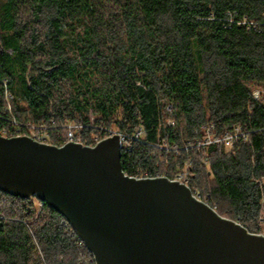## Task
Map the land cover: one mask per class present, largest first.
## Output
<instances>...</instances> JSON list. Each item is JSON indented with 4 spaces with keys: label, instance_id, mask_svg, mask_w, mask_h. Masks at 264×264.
Listing matches in <instances>:
<instances>
[{
    "label": "trees",
    "instance_id": "1",
    "mask_svg": "<svg viewBox=\"0 0 264 264\" xmlns=\"http://www.w3.org/2000/svg\"><path fill=\"white\" fill-rule=\"evenodd\" d=\"M257 89L264 0H0V132L15 120L62 147L70 126L88 144L103 130H142L122 151L126 174L175 179L187 168L203 202L264 234ZM210 127L212 138H247L229 153L202 146ZM0 264L96 263L59 211L0 190Z\"/></svg>",
    "mask_w": 264,
    "mask_h": 264
},
{
    "label": "water",
    "instance_id": "2",
    "mask_svg": "<svg viewBox=\"0 0 264 264\" xmlns=\"http://www.w3.org/2000/svg\"><path fill=\"white\" fill-rule=\"evenodd\" d=\"M121 159L119 136L55 147L0 135V190L59 211L96 264H264V235L182 182L126 176Z\"/></svg>",
    "mask_w": 264,
    "mask_h": 264
},
{
    "label": "built area",
    "instance_id": "3",
    "mask_svg": "<svg viewBox=\"0 0 264 264\" xmlns=\"http://www.w3.org/2000/svg\"><path fill=\"white\" fill-rule=\"evenodd\" d=\"M254 96L256 98L258 96V92ZM10 99H11L10 95L7 94L6 95V100L10 101ZM9 110H10V108H9ZM12 123H13V130H11L10 134H8L7 130H3V131L0 132L1 136L7 137V138L25 136V137H29V138L33 139L34 141H36L38 143L48 144V136H47V134L45 132L37 130L36 128H32L30 126H27L26 127L27 133L24 134L22 128L18 127V124L16 123L15 120H13ZM69 128H70L71 131L69 132L68 140L65 142L64 145H66L68 143H77V144H82L83 146L95 147L100 142H102V141H104V140H106L108 138H111L113 136H119L120 139H121V145H122V151H123V149H131L132 148V144L135 141L143 142L142 139L144 137V133H143L142 130H138L133 137H130V136H128L125 133L117 132L115 130H103L105 132V137L104 138H101L100 136H94L93 137V144H88V143H84L82 141V139L80 138L79 134H77L75 131H72V129H71L72 126H70ZM210 130H211V127L209 128V131L207 132L208 137L206 138L205 143H203V144L201 143L200 145L204 146V145H209V144H212V143L225 142L226 146H230V145L233 144V142L236 139L239 138L238 136H242L244 139L247 138V136L242 134L241 131L236 132L234 135L230 134V135H227L226 137L220 138V139L219 138H212V136L210 135ZM124 174L126 176H129V177H132V178H136V179H155V178H162V177L167 178L164 175H152L150 172H144V173H141V174H139L137 176H130V175L126 174L125 172H124ZM170 180L171 181H176V182H182L185 186H187L191 190V188L189 186V184H190V176L188 174L187 168H185L184 170L180 171L177 174L175 179H170ZM191 192H192L193 196L198 201L203 202L201 200L200 196L196 192H194L192 190H191ZM203 203H205V202H203ZM64 223H65L66 227L73 228L72 225L70 224V222L67 221L65 218H64ZM261 235H264V234H261Z\"/></svg>",
    "mask_w": 264,
    "mask_h": 264
},
{
    "label": "rangeland",
    "instance_id": "4",
    "mask_svg": "<svg viewBox=\"0 0 264 264\" xmlns=\"http://www.w3.org/2000/svg\"><path fill=\"white\" fill-rule=\"evenodd\" d=\"M26 8H24V10H25ZM109 10V8H105V10ZM258 92V96L256 97V99H258V100H260V99H264V92H262V90H260V89H257V90H255L254 91V95L256 94ZM57 93H56V97H57ZM260 96H261V98H260ZM181 122H182V124H183V120L181 119ZM226 147V150H227V152L229 153L230 151H231V149H232V145H230V146H225ZM262 227H263V229H264V224H262Z\"/></svg>",
    "mask_w": 264,
    "mask_h": 264
}]
</instances>
